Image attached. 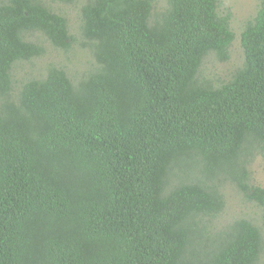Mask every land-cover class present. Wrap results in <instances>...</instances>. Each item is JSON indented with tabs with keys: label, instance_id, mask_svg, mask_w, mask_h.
I'll return each instance as SVG.
<instances>
[{
	"label": "trees",
	"instance_id": "16d2710c",
	"mask_svg": "<svg viewBox=\"0 0 264 264\" xmlns=\"http://www.w3.org/2000/svg\"><path fill=\"white\" fill-rule=\"evenodd\" d=\"M82 2L96 69L50 65L14 94L18 63L71 48L44 0H0V264H260L264 188V0L241 36L243 66L219 86L232 16L219 0ZM223 182L262 210L212 232Z\"/></svg>",
	"mask_w": 264,
	"mask_h": 264
},
{
	"label": "rangeland",
	"instance_id": "374dc122",
	"mask_svg": "<svg viewBox=\"0 0 264 264\" xmlns=\"http://www.w3.org/2000/svg\"><path fill=\"white\" fill-rule=\"evenodd\" d=\"M54 11L64 15L69 21L70 35L73 38L71 48L59 51L53 48L43 37L36 39L45 48V54L30 62L18 63L13 71L14 96L19 93L22 85L33 78L45 76L50 65L63 68L76 82L84 75L96 69V64L90 45L81 34L80 9L82 2L76 5H65L55 0H44ZM156 1V13H161L167 8L166 0ZM219 13L232 16L231 28L235 40L229 51L228 61H221L210 55L203 63L200 78L210 81L214 86H219L231 79L234 72L243 66L244 54L241 46V36L246 24L256 17L259 2L257 0H219ZM251 182L255 186L264 188V160L259 156L250 166ZM225 195V209L213 222L209 223L211 231L223 230L236 220L245 218L262 225V210L250 203L243 194L233 185L223 182ZM264 264V252L260 260Z\"/></svg>",
	"mask_w": 264,
	"mask_h": 264
}]
</instances>
